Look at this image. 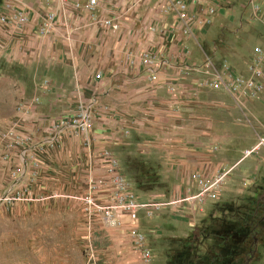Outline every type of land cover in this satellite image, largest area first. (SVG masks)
<instances>
[{
  "label": "rangeland",
  "instance_id": "374dc122",
  "mask_svg": "<svg viewBox=\"0 0 264 264\" xmlns=\"http://www.w3.org/2000/svg\"><path fill=\"white\" fill-rule=\"evenodd\" d=\"M214 1L219 9L204 15L198 27V39L208 41L206 51L213 50L217 64L239 67L259 48L264 71V0ZM218 18L224 21L221 30L209 39ZM36 95L27 68L0 59V264H140L128 215L121 213L114 227L95 209L110 204L108 181L100 182L103 148L114 154L135 199L149 205L138 212L137 226L151 264H221L216 254L231 246L229 264H264V89L257 99L237 105L198 92L183 98L185 104L149 113L136 107L120 116L108 106L115 124L98 125L107 143L97 145L91 141L95 126L86 135L73 130L66 144L53 133L29 129L36 113L24 117L17 108ZM225 106L234 112L220 119L216 131L212 112ZM9 127L15 135H8ZM22 168V175H12ZM217 168L225 175L215 199L191 214L186 204H171L183 194L185 173L211 177ZM189 186L194 194L195 185ZM225 220L241 225L240 234L249 223V235L220 244L210 234Z\"/></svg>",
  "mask_w": 264,
  "mask_h": 264
},
{
  "label": "crops",
  "instance_id": "0c3cea01",
  "mask_svg": "<svg viewBox=\"0 0 264 264\" xmlns=\"http://www.w3.org/2000/svg\"><path fill=\"white\" fill-rule=\"evenodd\" d=\"M77 1L78 9L70 0L65 4L58 0L15 1L17 8L27 11L28 23L21 27L0 23V59L26 67L28 78L38 94L28 102L37 116L29 120V129L32 126L38 132L53 133L62 144L72 143L69 139L73 138L68 135L72 137L73 129L62 122L66 115L76 112L75 109H88L92 115L90 131L97 126L91 141L94 145L106 144L103 142L106 140L105 131L98 125L115 124L109 116V107L120 116L130 114L136 107L149 113L155 107L168 109L178 101L185 104L183 98L191 99L198 92L203 98L215 93L232 102L223 91L196 88L193 85L195 77L179 74L182 65H201L206 55L214 61L217 58L213 50L206 51L208 41L203 43L198 39L200 28H194L192 35L185 36L175 15L161 12L164 0H148L135 9L130 8L128 0H103L93 19L85 9L88 0ZM203 3V0L190 3L193 15L200 16L204 12L203 7L208 4ZM209 5H216L214 10L220 7L213 1H209ZM48 13L55 14L58 25L48 35L40 36V22ZM103 19L117 21L118 31L113 33L104 29L100 24ZM220 21L224 23L218 18L212 25L209 39L220 32ZM64 36H69V41H65ZM144 51L158 57V64L152 70L139 62V54ZM246 63L242 61L239 67H233L244 71ZM96 74L100 75L98 80ZM151 76H155L154 81L150 80ZM171 86L174 87L173 93L169 91ZM233 110L225 106L212 112V129L217 131L223 122L220 119L231 115ZM33 113L19 114L30 118ZM215 136L219 141L220 134L216 132ZM76 143L80 146V141ZM98 162L100 177L104 178L100 156ZM187 175L188 172L183 177L184 186Z\"/></svg>",
  "mask_w": 264,
  "mask_h": 264
},
{
  "label": "built area",
  "instance_id": "2783aa9c",
  "mask_svg": "<svg viewBox=\"0 0 264 264\" xmlns=\"http://www.w3.org/2000/svg\"><path fill=\"white\" fill-rule=\"evenodd\" d=\"M19 0H1L2 12L0 13V23H11L17 27L28 23L29 17L25 9L17 8L16 2ZM60 3H67L69 0H58ZM72 1L75 9L79 8L77 0ZM103 0H88L85 9L90 13L91 19L99 3ZM130 8L139 7L140 4L146 3L148 0H128ZM197 0H164L161 7V12L165 15L173 13L180 25V31L185 36L192 35V30L202 26L206 19L203 18L214 13L213 6L209 5L210 0H203L205 5L204 12L200 16H195L190 11V3ZM199 1V0H198ZM214 1V0H212ZM104 29L111 32L118 31L119 24L112 19H103L100 22ZM58 25L54 13L46 14V17L41 20L38 34L40 36L48 35ZM154 30V29H152ZM65 41H69V36H64ZM262 52L259 48H255L253 58L245 65L244 71H238L233 66L227 63L217 64L214 59L206 55L201 65H182L179 74L183 77H195L193 85L197 87H207L212 91H223L233 103L236 105L242 101L254 100L259 97L264 89V71L262 69ZM158 57L154 53L147 51L139 54V62L149 70H152L158 64ZM100 78L99 74L95 75V79ZM151 81L155 80V76L150 77ZM170 93L174 92V87H169ZM22 114L33 113L31 104H20L17 108ZM91 113L88 109H78L77 113L65 117L62 124L69 126L76 133L88 134L91 127ZM8 135H15L13 128H9ZM254 152V149L243 151V158H247ZM100 158L103 161L104 178L100 181L109 185L108 206L96 205L95 209L99 210L105 222L111 226L118 227L120 225L119 215L126 213L128 215L130 225L128 232L133 239V248L137 251L142 264L152 263V254L150 249L144 245V237L139 232L137 226V214L141 209H147L149 205L139 203L132 192L129 182L122 174L120 165L114 154L103 148L100 153ZM24 169H16L13 176H20ZM17 174V175H16ZM224 173L221 168H217L211 177H206L199 173H189L186 177V183L183 189V194L171 204H186L188 206L187 213L191 214L196 208H201L207 200H213L217 197L218 189L221 185ZM17 177H15L16 179ZM195 185L196 192L193 194L190 191L189 184ZM92 181H89V185ZM93 186V185H91ZM25 191V190H24ZM20 195V193H17ZM16 199V198H11ZM90 203V201H89Z\"/></svg>",
  "mask_w": 264,
  "mask_h": 264
},
{
  "label": "trees",
  "instance_id": "16d2710c",
  "mask_svg": "<svg viewBox=\"0 0 264 264\" xmlns=\"http://www.w3.org/2000/svg\"><path fill=\"white\" fill-rule=\"evenodd\" d=\"M1 2V0H0ZM253 218V217H252ZM263 217H261L260 222L263 221ZM238 224V223H237ZM234 221H230V220H225L222 221V227L219 228L217 231H213L210 235H212L213 239L217 238L219 241H221L220 244L222 245H227V242L229 240H231L232 242H240L243 241L250 233L249 228V223H245L244 225L242 224V228L243 230L241 231L242 233L240 234L239 231L241 229V225H237ZM235 252V248L234 246H231L229 248H227L226 252H220L217 253V260L218 262H226V264L230 263V259L233 258V253ZM221 263V264H223ZM210 264H212L210 262Z\"/></svg>",
  "mask_w": 264,
  "mask_h": 264
}]
</instances>
